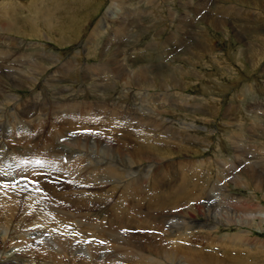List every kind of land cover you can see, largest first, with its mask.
Masks as SVG:
<instances>
[{
  "label": "rangeland",
  "instance_id": "obj_1",
  "mask_svg": "<svg viewBox=\"0 0 264 264\" xmlns=\"http://www.w3.org/2000/svg\"><path fill=\"white\" fill-rule=\"evenodd\" d=\"M240 1L241 0H0V6L10 5V7H14L16 5L20 10V12L15 11L16 15L22 13V15L19 16L20 18H18V25L22 24L24 19L28 18V15L30 13L32 14L33 11L36 13L37 11L50 13L49 20L51 24L53 23L52 28L54 29V35L59 34L57 32H61L62 35L66 34V38H70L71 40L67 39L64 44L57 43L53 40L56 37L51 38V36L46 35L48 33L44 31L45 37H41L40 39L38 37H36V39L35 37H22L10 34V36H14L10 38L11 41H9V44L5 43V39L0 40V51L3 49V53H0V72L2 71L0 73V85L2 84V88L7 92L6 95H2L4 96L3 98H0V102L3 103L0 107L9 110V113H3V115H8V117L5 116L6 118L0 121V126L2 124L0 127V154L2 155L0 158L2 161H0V176H3L4 173L8 174L9 172H12V174H14V172L20 173L21 176L18 175L16 180H14L15 187L19 185L18 190L21 188L22 191H24V189L29 191L32 188L33 194H37L44 200V198H47L43 193L44 191L37 188L33 180L25 178L19 171V168L22 169L24 166L27 167L25 163H31V161L39 163L40 160L29 159V157H35L37 155L36 153L46 146H52L53 150L55 149L56 152H59L57 148L59 144V148L62 152H68L75 140L81 138V134H83L84 141L93 142L95 145V142H98V154H96V156L99 161L108 162V164L114 163L117 166L120 162L118 160L115 161L114 157L117 156L120 158L121 154L127 155L132 147L144 145L146 147L148 146V148L150 146L151 149L157 146L158 149H162L160 151L161 153H155L152 148L151 151H154V153L151 152V155L158 154L159 156L157 157L168 158L165 160V164L167 165L166 170L173 173H171V175L174 183H176L179 175L183 176L181 174L186 173L190 169L189 167L193 165V163L201 161L207 164H202L203 167H201L200 170L196 169L198 173L200 172L198 181L203 183L208 180L206 182L207 184L210 183V181L217 180L216 174L209 173L207 176L205 165L206 167L210 166L208 160L213 161L220 157L233 158V143L239 141L243 137L251 138L248 133L256 132L258 124L264 125V2H257L255 5L254 3L251 4L252 2L249 1L242 3H240ZM21 6L23 8H20ZM171 7L172 9L170 10ZM103 14L105 16H102ZM99 20L105 22L106 25L101 30V33L95 28ZM36 23L37 26L40 27V20ZM118 24L121 28H124V30L122 29L124 31H122L123 33H118L116 31ZM40 29L41 28H39V30ZM93 34H97L98 38L92 39ZM185 39L188 41L186 43L187 49L184 48V46H177L179 41H184ZM34 41L35 43H33ZM202 42H205L206 45ZM32 44L33 46H31ZM88 45H90V48ZM106 45L108 47H106ZM28 49L29 52L27 51ZM205 49L208 53L200 52ZM101 51L102 58L100 59L99 54ZM166 54H170V56ZM6 55L17 58L19 62L12 63V61H6V59H4ZM25 58L27 60H25ZM128 58L130 59L128 60ZM109 62L111 64H109ZM115 64L121 66L123 69H116L118 66L116 65V67H114ZM15 67H17V69ZM141 67L149 68L148 76L150 82L147 85L145 84L146 86L141 84V87L140 85V89L143 91H139L134 84L137 69ZM30 69L36 72L28 71ZM24 72L27 74L29 72L31 77ZM11 76L15 78H11ZM14 79L19 82L17 83ZM23 79H36L37 83L32 87L30 86L31 88H24L27 83L24 84ZM162 80L165 82L164 85L168 86L167 92L170 93L169 97L166 96L165 93L163 97L161 96L162 90L159 88V85ZM169 80H174L178 83L177 85H180V88H175L174 84L176 83L169 82ZM91 81L93 85L92 83H88ZM53 83H56L55 85L57 86ZM135 83L137 84V82ZM5 86H7V88ZM41 88L43 90L45 89V91ZM74 88L75 90H73ZM43 92H45V94ZM177 92H179L178 95L180 96L182 94L192 99L193 101H191V104L185 106V102L179 98ZM137 93L144 94L145 96L138 95ZM13 96L18 98L14 103L11 100ZM44 97L48 99L45 100ZM95 98H98V101L102 102L103 110L108 111L112 109L115 111L116 115L122 119H126L128 116L131 118L133 115L141 114L147 117V113H149L148 109H155L154 107L156 106L161 107L162 98L166 100L164 104L165 107H163L164 110L172 112L174 108L169 106V102L174 101L180 106H183V110H174L177 112L178 116H175L171 112L163 113V111L160 110L161 114H159L160 119L158 122L160 123L162 118H167L168 121L173 120L171 124L176 126L177 122L174 121L175 118L180 122L185 121L186 124L193 123L194 125L200 126L201 128L197 127L195 130L196 137L199 138L200 141H208L209 143L207 145L205 144L208 148L205 151L202 150L204 146L197 142L188 144L192 151L196 153L189 152L188 150L190 148H180L181 151H179L178 144L177 146L170 145V148L172 146L174 147L169 149L163 144L165 142L158 138V130L157 132L152 131V127L150 128L148 126L137 128L136 126L134 127L127 124L125 121L122 122L115 118L112 120L113 124L120 123L119 128L105 131L104 129L106 127H99L97 130H93L90 125L88 108ZM141 98H143V101ZM63 102H68L70 105L77 103L78 106H82L79 116L76 117L70 109H64ZM141 104H144V106ZM138 106L139 108H137ZM240 106H242L243 109L240 108ZM12 109L15 110L13 111ZM12 112L13 114H11ZM102 114L103 115L98 116L95 120L98 122L104 121L107 115L105 112ZM72 117H75V120L80 122L78 123L79 128L76 125L70 126L64 124L66 120H69L67 118ZM81 121H83V125L87 128L86 130H80ZM12 122L14 127L11 125ZM149 122L152 123L151 121ZM11 126L16 128L12 129ZM72 128H74V130ZM160 128L161 127L155 128V130ZM202 128L210 132L211 136L207 135ZM248 130L250 131L248 132ZM26 132H29V137ZM25 133L28 139L25 138ZM258 134V138L255 139L256 141L254 139L253 141L254 143L258 141L261 143V155H264L263 141L262 137H260L261 133ZM30 135L31 137L33 136V139L30 138ZM59 137L61 139H59ZM121 137H125V139H121ZM66 138L72 141L70 140V142ZM126 138L130 141L128 142ZM146 139L148 142H146ZM18 141L21 144H19ZM246 141L244 140L241 144L242 147L247 146L245 145L247 144ZM259 147L260 146H258V148ZM168 149L170 151L169 155L166 154ZM21 151L22 157H20ZM26 152H29L31 156ZM253 152L255 153V151ZM243 156L244 155L241 157ZM130 158L132 157L130 156ZM5 163H7V166H5ZM145 164L148 165L149 163ZM155 165L157 167L159 166V164L152 163L148 176L149 178ZM179 167L180 169H178ZM163 169L164 168H162V170ZM231 175L232 174H227L225 181L229 193L241 199H248V196H254L256 199L254 200V204L264 212L263 193L257 192L252 195L249 189L243 186H234V183L231 181ZM149 185L150 183H148V186ZM1 187L0 185V190ZM4 189L8 190L9 186L5 185ZM148 189H150V186ZM198 216L196 215L198 221H202V217ZM260 226H262V229L259 231L252 230V228L248 226L245 228H237L232 226V224L228 228L227 226H221L219 228V236L217 235L216 237L220 239L221 235H233L238 230H245L244 233L247 231L251 232L249 235L251 239L264 241V223ZM119 235H121V232ZM76 244H80V240L76 241ZM104 246L103 244L102 247ZM103 249H105V247ZM104 252L103 250L102 254ZM260 252L261 250L257 249L255 252L251 253V255L264 264V259L262 257L264 256V252L259 254ZM217 255L222 257L225 256L222 253H218ZM257 259H251L250 263ZM105 263L106 262H104V264Z\"/></svg>",
  "mask_w": 264,
  "mask_h": 264
},
{
  "label": "bare ground",
  "instance_id": "obj_2",
  "mask_svg": "<svg viewBox=\"0 0 264 264\" xmlns=\"http://www.w3.org/2000/svg\"><path fill=\"white\" fill-rule=\"evenodd\" d=\"M245 1L252 2L251 4L254 3L255 5L257 2H264L263 0H241L240 3ZM15 6H0V40L5 39L6 44H9V41H11L10 38L14 35L22 37H38L40 39L41 37H45L43 31L48 33L46 35L51 36V38L56 37L53 39L54 42L64 44L67 39L70 40V38H66V34L62 35L61 32L55 31L59 34L54 35V29L52 28L53 23L51 24V21L49 20L50 13L47 12L37 11L36 13L33 11L32 14L30 13L28 15V18L24 19L22 24L18 25L17 21L22 13L16 15L15 11L20 12V10L17 8V6L15 8ZM20 8L23 7L21 6ZM171 9L172 7L170 10ZM102 16L105 15L103 14ZM38 20H40V27L37 26L36 23ZM95 26V28L101 33V30L106 25L105 22L99 20ZM39 28L41 29L39 30ZM122 29L124 30V28H121L118 24L116 31L118 33H123L124 31ZM10 34L14 35L10 36ZM95 35H92V39L98 38V35ZM187 42L188 41L185 39L184 41H179L176 43L177 46H184V48H186ZM33 43H35V41ZM202 43L206 45L205 42ZM31 46H33V44ZM89 46L90 45H88V47ZM106 47L108 46L106 45ZM1 50L3 51V49ZM2 51H0V53H3ZM27 51L29 52V49ZM200 52L205 53L206 49ZM166 55L170 56V54ZM99 58H102V51L99 54ZM4 59H6V61H12V63L19 62L17 58H13L10 55H6ZM129 59L130 58H128V60ZM25 60L27 59L25 58ZM109 64L111 63L109 62ZM58 65L60 66L59 63ZM116 65L117 64H115L114 67H116ZM117 66L118 67H116V69L122 68L119 65ZM15 68L17 69V67ZM28 71L32 72L33 70L31 71L30 69ZM148 71V67H141L137 69L134 84L139 89V91H143L140 89L141 84L147 85L150 82ZM28 74L27 75L31 77L29 72ZM11 78L15 77L11 76ZM166 78L169 79L168 77ZM18 80H16L17 83L19 82ZM23 81L24 84H28H26L24 88H29L30 86L32 87L37 83L36 79H23ZM135 82H137V84ZM169 82L176 83L174 80H169ZM88 83H92L93 85L92 81ZM53 84L55 85L56 83ZM164 84L165 82L162 80L161 84L159 85V88L162 90L161 96L163 97L165 93L166 96L169 97L170 93L167 92L168 86ZM177 84L178 83L174 84L175 88H180V85ZM5 87L7 88V86ZM73 90H75V88ZM43 91H45V89ZM6 93L7 92L4 91L1 84L0 98H3L4 96L2 95H6ZM43 93L45 94V92ZM178 94L179 92H177V95ZM140 95L143 96L144 94ZM178 96L183 102H185V106L188 104L190 105L191 101H193L186 95L181 94V96ZM46 99L48 98H45V100ZM142 99L143 98H141V100ZM11 100L14 103V101L18 100V98L13 96ZM98 100V98H95L88 108L90 125L93 130H97L99 127H106L104 129L105 131L119 128L120 123L113 124L112 120L115 118L122 122L125 121L127 124L134 127L136 126L137 128H144L145 126H148L150 128L152 127V131L157 132L158 130V138L163 140L165 142L163 144L169 149L174 147L172 146L170 148V145L177 146L178 144V150L181 151L180 148H190L188 144L197 142L204 146L202 150L205 151L208 148L205 146V144L207 145L209 143L208 141H200V139L196 137L195 130L200 126L194 125L193 123L186 124L185 121H182V123L175 118L174 121L177 122L176 126L171 124L173 120L168 121L167 118H162L161 122H158L160 119L159 114H161L160 110L163 111V113L171 112L169 110H164L163 108L165 107V98H162V100L160 99L161 107L156 106L154 107L155 109H148L149 113H147V117L141 114L133 115L131 118L128 116L126 119L118 117V115H116L115 111L112 109L108 111L103 110L102 102H99ZM1 104L3 103L0 102V106ZM63 104L64 109L72 110L76 117L81 113L80 110L82 109V106H78L77 103L70 105L68 102H63ZM169 104V106L174 108V110H183V106H180L174 101H170ZM141 105L144 106V104ZM137 108H139V106ZM240 108H242V106H240ZM174 110L171 113H173L175 116H178L177 112ZM5 112L7 114L9 113V110H5L4 108L0 107V121L1 119L6 118L5 116L8 117V115H3ZM103 112H105L107 115L105 116L107 118L105 117V120L102 122L100 121L101 119L99 120L100 122L96 121L95 119L98 116L103 115ZM11 114H13V112ZM67 119L69 120L65 119L66 121L64 124H68L70 126L76 125L78 127V123L80 122L75 120V117ZM148 120L152 123H150ZM81 123L80 130H86L87 128L83 125V121H81ZM11 125L13 126V122ZM13 127L12 129L16 128ZM159 127L161 128L155 130V128ZM72 129L74 130V128ZM202 129L207 135L211 136V133L205 131V128ZM249 131L250 130H248V132ZM258 133H261L260 137H262L264 146V125L262 126L258 124L256 132L248 133L250 134L251 138L243 137L239 141H235V143H233V158L220 157L217 160H208V164L210 166L206 167L205 165L207 176L209 173L216 174L217 180L210 181V183L207 184L206 182L208 180L204 181L203 183L198 181L200 172L198 173V171H196V169L200 170V168L203 167L202 164L206 163L203 161L193 163V165L190 164V169L188 171L186 169L187 172L181 174L183 176L179 175L176 183H174L172 181V172L166 170L167 165L165 164V160L168 158L157 157L162 150L158 149L157 146H155L156 148H152L154 149L155 153L157 152L158 154L151 155V152L154 153V151H151L152 148L150 149V146L148 148V146L146 147L144 145H136L132 147L131 151L127 155L121 154L120 158L117 156L114 157L115 161L118 160L120 162L117 166L114 163L108 164V162L99 161V159H97L98 157L96 156V154H98V142H95V145L93 142L84 141L83 134H81V138L75 140L68 152H62V150L59 148V144L57 145L59 152H56L55 149L53 150L52 146H46L45 148H42L40 151H38V153H36L37 155L35 157H29V159L31 158L37 161L40 160V162L37 163L35 161H31V163H25L26 160L24 158V163L27 165V167L24 166L22 169L19 168V171L25 176V178L33 180L37 188L44 191L43 193L45 196H47V198L42 200L43 198L37 194L34 195V192L31 190L32 188H29V191H26L25 189L22 191L21 188L18 190L19 185L15 187L14 180H16L18 175L21 176L20 173L18 174L17 172L13 171L14 174L9 172L8 174L4 173L3 176H0V185L2 186L0 190V264H104V262H106L105 264H262L259 259L252 257L251 253L255 252L257 249L261 250V252H264V241L251 239L249 236L251 234L250 231L244 233L245 230H238L233 235H221L220 239L216 237L217 235L219 236V228L221 226H227L228 228L231 226V224L237 228H245L248 226L251 227L252 230L256 231L262 229V226L260 225L264 223V212L254 204V200H256L255 197L248 196V199L237 198L234 196V194L229 193L227 186L225 185L226 175L232 174L230 177L231 181L234 183V186H243L244 188L249 189L252 195L256 194L257 192L263 193L262 198L264 199V155H261V143L258 140L256 143L253 141V139L255 140L258 138ZM27 134L29 137V132ZM27 134L25 138L28 139ZM30 138L33 139V136L31 137L30 135ZM59 139L61 138L59 137ZM121 139H125V137H121ZM126 140L128 142L130 141L127 138ZM244 140H247V144H245L247 146L243 145L244 147H242L241 144L244 142ZM146 142H148L147 139ZM258 146L260 147L258 148ZM169 149L166 153L167 155L170 153ZM188 151L191 153H196L195 151H192L191 148ZM253 151H255V153ZM26 153L31 156L29 152ZM242 155L244 156L241 157ZM1 156L2 155L0 154V158ZM130 156L132 158H130ZM20 157H22V151ZM145 163L149 164L146 165ZM152 163L159 164V166L157 167L155 165L149 178L148 176L150 173V167H152ZM5 164V166H7V163ZM162 168L164 169L162 170ZM178 169H180V167ZM148 183H150V189H148ZM5 185L9 186L8 190L4 189ZM196 215L201 216L202 221H198ZM120 232L121 235H119ZM78 240H80V244L77 245L76 241ZM103 244L105 245V249L102 247ZM103 250L105 252L102 254ZM261 252L259 254H261ZM218 253H222L225 256H219L217 255ZM262 257L264 259V256ZM251 259L257 260L250 263Z\"/></svg>",
  "mask_w": 264,
  "mask_h": 264
}]
</instances>
